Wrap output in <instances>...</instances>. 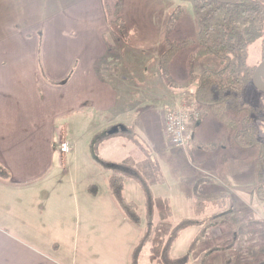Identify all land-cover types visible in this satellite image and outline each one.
Returning <instances> with one entry per match:
<instances>
[{
  "label": "crops",
  "instance_id": "obj_1",
  "mask_svg": "<svg viewBox=\"0 0 264 264\" xmlns=\"http://www.w3.org/2000/svg\"><path fill=\"white\" fill-rule=\"evenodd\" d=\"M52 2L56 5L49 9V0H0V169L5 172L0 174V264H91L110 258L106 224L98 220L116 213L104 165L140 157L144 147L138 139L142 136L146 147L152 144V130H162L163 112L183 92L161 78V53L151 57L149 47L123 41L109 27L103 0ZM215 67L213 62L209 69ZM245 99L264 109V93L253 85ZM213 121L202 119L183 148L194 159L188 178L198 190L192 194L196 210L210 213L212 204L224 205L215 211L216 220L205 224L211 236L204 231L198 254L222 264L235 255L264 264V199L257 193L264 187V170L257 177L256 152L235 146ZM256 123L264 137V118ZM75 129L78 138L69 133ZM104 131L117 133L102 139L100 147H119L104 150L107 185L99 189L90 166L80 176L64 163L65 153L77 160L78 148ZM117 148L121 155L112 158ZM126 223L125 216L120 224ZM212 241L216 244L207 248Z\"/></svg>",
  "mask_w": 264,
  "mask_h": 264
},
{
  "label": "trees",
  "instance_id": "obj_2",
  "mask_svg": "<svg viewBox=\"0 0 264 264\" xmlns=\"http://www.w3.org/2000/svg\"><path fill=\"white\" fill-rule=\"evenodd\" d=\"M122 5L123 0L116 1L113 7L109 1L103 0L109 27L123 41H129L121 15ZM190 6L196 19V35L177 42L164 39L165 47L158 62L160 76L169 86L189 89L200 111V121L206 117L214 119L222 126L224 138H230L241 149H253L256 152L254 166L258 177L264 170V137L258 133L256 121L264 118V109L258 104L247 102L245 95L248 87L252 85V74L256 67L255 64H248L249 45L260 39V60L264 57V0H235L227 4L210 0L195 1ZM182 12L183 8H179L170 13L165 25L166 32L174 28ZM191 46L197 47L190 55L191 69L184 80L177 82L169 75L170 61L180 50ZM206 56L217 59V67L195 74L192 71L194 62ZM115 133L117 132L104 131L100 141ZM98 140L93 142L94 151L98 149ZM147 152L145 149L140 150V157L129 155L119 163L105 164L104 167L110 172V194L117 200L128 221L134 224L139 222V215L131 203L124 202L121 196L123 183L125 179H134L142 187L146 198L148 224L138 248L148 242L150 258L156 261L162 243H166L169 248L184 230L199 224H204L205 227V224H212L217 217L214 214L202 220L203 222L186 218L173 224L169 220L170 209L167 201L151 196L150 187L160 182L161 176L158 163ZM1 173H5L4 170L0 169ZM257 193L264 199V187H258ZM155 209L157 218L154 216ZM202 227L199 226L200 233L191 243V251L204 239L202 234L205 232ZM198 260L191 264L202 262L201 257Z\"/></svg>",
  "mask_w": 264,
  "mask_h": 264
},
{
  "label": "rangeland",
  "instance_id": "obj_3",
  "mask_svg": "<svg viewBox=\"0 0 264 264\" xmlns=\"http://www.w3.org/2000/svg\"><path fill=\"white\" fill-rule=\"evenodd\" d=\"M106 1H109V4L113 7L114 3L118 0ZM54 5H56L55 2L49 0L48 8L50 9ZM190 5V3L181 0H123L121 15L123 21H127L125 25L129 42L135 46L149 47V54L151 57H154L155 53H162L164 50L165 38L172 42H177L184 38H193L197 32V24ZM179 8H183L182 14L177 19L174 28L171 31L166 32L165 25L170 13ZM124 17L126 21L124 20ZM260 42L261 41L259 39L248 47L249 65H257L260 61V55L262 53ZM196 48V46H191L182 49L173 56L171 59V61H173H170L172 65V72L169 68L168 70L169 75H172L174 80L177 79L176 81H178L181 77L187 76V71L191 69L189 66L190 55L195 52ZM213 62H216L218 65L217 59L214 57L206 56L204 58H200L194 62L192 71L198 74L204 69L211 68ZM177 88L182 91L186 90V92H189V89L187 88ZM181 97L182 93H180V98ZM208 132L210 131H207V133ZM69 133L73 137H80V132L76 129L70 131ZM102 133L103 132L96 134V137L92 139V143L90 145L88 144V141L86 145L83 144L81 148H78L76 156L77 160H71V154L65 153L66 159L64 163L65 167L70 169V171L78 170L77 172L80 176H84L86 167L90 166V168H92V174L90 177H92V181L95 183L94 187L99 189L102 187L106 188L107 185L108 171L102 166V164L104 165V150L107 151L111 148L119 147L117 143H112V145L105 147H103L104 144H102L100 147L101 144L99 143ZM209 135L210 137H214L211 136L212 133ZM97 139H99L97 141L98 149L96 148L94 151L93 142ZM151 140L152 144H149V146L146 147L145 145H148L147 141L142 136L138 139V143H140L144 149L149 148L147 154H151L160 168L161 181L151 185V196L167 201L170 209L169 220L173 224L181 222L185 219V217L192 218V216L194 217V220L199 222L200 218H206L203 217L204 215L211 214L212 216L216 210L224 208V205L221 202H218L214 205L212 204L213 210H211L210 213L196 210L194 202L195 200L198 201V199L192 194L198 190L193 186V184L195 185V180L191 181V178H188L191 171V164L194 163V159L187 153L186 150L170 145L167 137L161 129L154 127L151 132ZM120 155L121 150L119 148L111 151L112 158L119 157ZM83 162H85V164ZM95 162L99 167H97ZM201 176L204 175L201 174ZM187 185H191L189 193ZM121 196L124 202L131 203L135 207V210L139 215V222L134 224L129 222L127 219V223L122 226L120 224V220L125 217V214L119 206L117 200L113 198L116 200H113L116 213L103 214V216L98 218V220H104L106 224L104 247L109 249L110 253L113 254L110 258L105 260H93L91 264H124L125 255L127 256L128 264H173L171 261L176 264H191L195 261L194 259H199L200 257L202 262H199V264H222V262L217 259H207V256L204 254H198L199 246H197V249L194 251L190 250L192 237L199 229V226L184 230L169 248L166 243H162L159 247L156 261H153L150 258L151 251L150 244L148 242H144L143 245L138 248L142 238L144 237L148 224L145 210L146 198L144 191L139 183L134 179H125ZM190 201L193 203L192 207H190ZM154 216L157 218L156 209L154 211ZM208 227L209 226H203L202 229H204V231L206 230L208 236H211V233L208 232ZM215 244L216 242L212 241L209 243L207 248ZM117 252L118 257L116 256ZM248 255L253 254L248 253ZM234 259L235 260L230 262V264H252L249 256L242 257L238 260L235 255Z\"/></svg>",
  "mask_w": 264,
  "mask_h": 264
},
{
  "label": "built area",
  "instance_id": "obj_4",
  "mask_svg": "<svg viewBox=\"0 0 264 264\" xmlns=\"http://www.w3.org/2000/svg\"><path fill=\"white\" fill-rule=\"evenodd\" d=\"M200 121V111L190 92L184 91L174 106L166 108L162 115V130L172 146L185 148L193 138V128ZM62 150L68 146L63 143ZM264 220V210L262 213Z\"/></svg>",
  "mask_w": 264,
  "mask_h": 264
},
{
  "label": "water",
  "instance_id": "obj_5",
  "mask_svg": "<svg viewBox=\"0 0 264 264\" xmlns=\"http://www.w3.org/2000/svg\"><path fill=\"white\" fill-rule=\"evenodd\" d=\"M190 3L191 5L194 4L195 1H208V0H181ZM216 1L220 3H231L235 0H210ZM251 84L258 89L259 91L264 93V57L259 61L256 65L251 79Z\"/></svg>",
  "mask_w": 264,
  "mask_h": 264
},
{
  "label": "bare ground",
  "instance_id": "obj_6",
  "mask_svg": "<svg viewBox=\"0 0 264 264\" xmlns=\"http://www.w3.org/2000/svg\"><path fill=\"white\" fill-rule=\"evenodd\" d=\"M186 91V90H185ZM196 106H197V104H196ZM189 144V143H188Z\"/></svg>",
  "mask_w": 264,
  "mask_h": 264
}]
</instances>
